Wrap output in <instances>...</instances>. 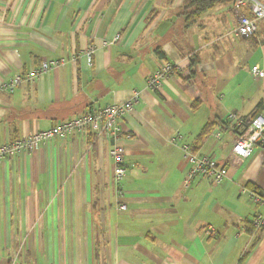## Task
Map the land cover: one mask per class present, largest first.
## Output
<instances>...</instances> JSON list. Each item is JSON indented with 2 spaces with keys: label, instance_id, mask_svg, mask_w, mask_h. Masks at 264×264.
I'll list each match as a JSON object with an SVG mask.
<instances>
[{
  "label": "crops",
  "instance_id": "1",
  "mask_svg": "<svg viewBox=\"0 0 264 264\" xmlns=\"http://www.w3.org/2000/svg\"><path fill=\"white\" fill-rule=\"evenodd\" d=\"M183 9L184 0H0V82L66 59L0 90V145L141 95L120 119L121 190L105 134L73 132L0 159V264H264V227L253 224L264 206L248 193H264V146L234 153L228 117L264 116V77L252 72L264 68V45L235 33L233 4L189 25ZM165 60L180 72L149 89ZM211 120L198 152L228 175L186 186L183 147Z\"/></svg>",
  "mask_w": 264,
  "mask_h": 264
},
{
  "label": "built area",
  "instance_id": "2",
  "mask_svg": "<svg viewBox=\"0 0 264 264\" xmlns=\"http://www.w3.org/2000/svg\"><path fill=\"white\" fill-rule=\"evenodd\" d=\"M234 8L237 11L236 33L242 37H251L257 32L258 21L264 19V0H235ZM120 35L116 36V39ZM107 44V42H105ZM95 52V46L88 47L86 55L91 63ZM66 59L43 61L38 68L27 74H18L10 79L0 82V90L13 92L24 81H31L47 71L65 65ZM180 66L165 60L160 67L147 78V87L151 90L160 88L163 81L174 73L180 72ZM252 72L258 77H264V68L259 65L252 67ZM140 93L135 92L133 97L122 103H110L101 108L88 109L83 114L62 121L50 128L38 130L24 138L14 139L0 145V159L14 156L23 151H30L40 144L54 139L57 136H65L73 132L89 131L94 135L105 134L110 141V156L115 163V181L118 190H121L122 182L126 176L124 145L121 143L123 132L120 125L121 117L129 114L134 109V104L140 100ZM229 119L240 127V135L233 151L243 158L250 157L257 144L264 146V116L259 114L251 121L249 118L240 116L237 112L229 114ZM185 158L189 160L191 167L185 178V185L199 177H210L214 183H221L228 175L226 165L220 163L215 157L208 154L193 152L191 146H184ZM246 191V190H244ZM250 198L264 206V193L256 190L248 191ZM121 208H126L122 205ZM253 224L256 229L264 227V210L255 216ZM206 233L214 234L215 227L210 226Z\"/></svg>",
  "mask_w": 264,
  "mask_h": 264
},
{
  "label": "trees",
  "instance_id": "3",
  "mask_svg": "<svg viewBox=\"0 0 264 264\" xmlns=\"http://www.w3.org/2000/svg\"><path fill=\"white\" fill-rule=\"evenodd\" d=\"M235 0H184L183 15L185 16L186 23L192 24L204 13L212 9L216 4H231ZM194 65V63H192ZM263 102L258 104V109L262 108ZM259 115V110H256L251 116V121L255 116ZM218 125L215 120L209 121L203 128L200 136L198 137L196 144L191 146L193 152H198L199 145L213 132L214 128ZM234 130L238 133V138L241 133L240 127L236 126Z\"/></svg>",
  "mask_w": 264,
  "mask_h": 264
},
{
  "label": "rangeland",
  "instance_id": "4",
  "mask_svg": "<svg viewBox=\"0 0 264 264\" xmlns=\"http://www.w3.org/2000/svg\"><path fill=\"white\" fill-rule=\"evenodd\" d=\"M234 2L231 3L233 4V6H234ZM229 24H230V21L226 23V26L228 27L227 29H232V27L229 26ZM257 25H258V29L254 35L248 38L245 37V39L244 38L241 39L245 45L252 46L253 48H256L259 45H264V19L259 20ZM235 33H236V30H235ZM256 43H258L257 46H256Z\"/></svg>",
  "mask_w": 264,
  "mask_h": 264
}]
</instances>
